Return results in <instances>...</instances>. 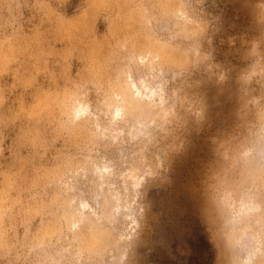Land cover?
I'll use <instances>...</instances> for the list:
<instances>
[{"label": "rangeland", "instance_id": "rangeland-1", "mask_svg": "<svg viewBox=\"0 0 264 264\" xmlns=\"http://www.w3.org/2000/svg\"><path fill=\"white\" fill-rule=\"evenodd\" d=\"M0 264H264V0H0Z\"/></svg>", "mask_w": 264, "mask_h": 264}, {"label": "bare ground", "instance_id": "bare-ground-1", "mask_svg": "<svg viewBox=\"0 0 264 264\" xmlns=\"http://www.w3.org/2000/svg\"><path fill=\"white\" fill-rule=\"evenodd\" d=\"M129 86H130V88H132V89L134 88L132 83H131ZM123 91H125V93H123V96H124L125 99H128V96H129V97H130V96H133V94H129V93H128L127 88H125ZM132 184H133V186H134V183H132ZM132 184H131V185H132ZM103 201H104V200H103ZM104 203H106V202H104ZM80 205H81V203H80ZM84 205H85V204H84ZM84 205H83V203H82V205L80 206V207H81V208H80L81 210H82V208L85 210ZM124 207H125V206H124ZM124 207H123V208H124ZM78 208H79V206H78ZM124 209H125V208H124ZM82 211H83V210H82ZM82 211H81V213H82ZM78 212H79V211H78ZM117 212H118V208L114 209V214L111 216V218H112V217L114 218L115 215L118 214ZM81 213H77V214L79 215V214H81ZM91 213H92V212H90V214H91ZM74 214H75V213H74ZM78 215H75V216H78ZM107 215H109V212H107ZM244 215H245V214H244ZM116 216H117V215H116ZM242 216H243V215H242ZM125 217L128 218V219H130L131 222H134V220L132 219V216H131L130 214L127 213V214L125 215ZM89 218H91L90 215H88V214H87V215H83V213H82L81 216L79 217V220L77 219V220H78L77 224H78V223H79V224H80V223L83 224V222L86 221V220L89 219ZM84 223H85V222H84ZM95 223H96V222H95ZM81 224H80V225H81ZM85 224H86V223H85ZM99 227H100V226H99ZM97 229H98V227H97ZM100 230H102V229H99V230L96 231V232L98 233V235H100V236H101V235H107V236H108V233H106L105 229H104L103 231H100ZM110 235H111V234H110ZM105 237H106V236H105ZM113 240H114V239H113ZM121 240H122V239L120 238L119 241L122 242Z\"/></svg>", "mask_w": 264, "mask_h": 264}]
</instances>
